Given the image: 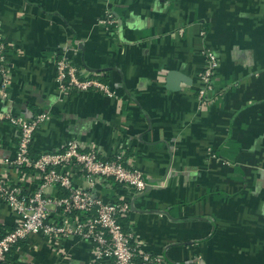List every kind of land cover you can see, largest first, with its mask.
Returning <instances> with one entry per match:
<instances>
[{
  "label": "crops",
  "instance_id": "obj_1",
  "mask_svg": "<svg viewBox=\"0 0 264 264\" xmlns=\"http://www.w3.org/2000/svg\"><path fill=\"white\" fill-rule=\"evenodd\" d=\"M107 13L115 23L100 26ZM0 32L10 72L8 96L0 92V160L16 151L7 117L47 113L31 157L76 140L103 158L122 152L142 173V194L112 180L92 191L129 205L121 225L140 251L167 264H264V0H0ZM203 48L219 60L211 105L196 97ZM62 55L115 95L71 90L60 100ZM172 73L181 80L168 83ZM10 170L0 166L16 182ZM63 171L86 187L74 167ZM15 222L0 203V229ZM10 264L112 261H95L87 242L37 234Z\"/></svg>",
  "mask_w": 264,
  "mask_h": 264
},
{
  "label": "built area",
  "instance_id": "obj_2",
  "mask_svg": "<svg viewBox=\"0 0 264 264\" xmlns=\"http://www.w3.org/2000/svg\"><path fill=\"white\" fill-rule=\"evenodd\" d=\"M114 23L108 13L98 21L100 26ZM199 35L203 37L205 32L201 31ZM7 51L0 32V92L3 98L8 96L10 86ZM200 55L204 67L196 97L199 103L211 105L217 99L214 79L219 60L210 48H203ZM55 71L60 100L71 90L101 93L110 98L115 95L107 84L85 77L66 55L56 60ZM7 120L16 128V151L12 159L0 160V166L10 167L17 181H9L6 172L0 174V203L9 209L16 222L13 230L0 239V264L13 247L37 234L49 240L87 242L95 261L135 264L138 257L140 264H167L161 256L140 251L133 244L132 233L123 229L121 220L130 212L127 203L104 202L92 192L97 184L107 180L137 195L145 191L147 183L142 173L127 166L122 152L112 158H103L98 148L69 140L62 148L33 159L30 148L34 133L49 120V115L40 113L30 120L12 117ZM68 167H74L82 175L86 187L75 185L72 177L63 171ZM32 183H36V188L29 191L28 186Z\"/></svg>",
  "mask_w": 264,
  "mask_h": 264
},
{
  "label": "trees",
  "instance_id": "obj_3",
  "mask_svg": "<svg viewBox=\"0 0 264 264\" xmlns=\"http://www.w3.org/2000/svg\"><path fill=\"white\" fill-rule=\"evenodd\" d=\"M38 157V156H37ZM37 157H33V159H36ZM14 227H2L0 229V239L6 235L7 233L11 232L13 230ZM22 243V242H21ZM21 243H19L17 246L13 247L10 252L6 255V259L4 262H2L1 264H10L12 261V257H13V252L15 251L16 247H18L19 245H21ZM135 264H140V259L138 257L135 258Z\"/></svg>",
  "mask_w": 264,
  "mask_h": 264
},
{
  "label": "water",
  "instance_id": "obj_4",
  "mask_svg": "<svg viewBox=\"0 0 264 264\" xmlns=\"http://www.w3.org/2000/svg\"><path fill=\"white\" fill-rule=\"evenodd\" d=\"M175 76H177V75H175L174 73H172V74H169L168 76H167V82L168 83H170V80L172 79H174L173 77H175ZM178 77V76H177ZM180 77H178L177 79H179ZM176 79V80H177ZM180 80H181V78H180ZM178 81V80H177ZM182 81L183 82H185V79L184 78H182ZM175 87H176V84H173V86H172V88H170V90H175ZM178 88L176 87V90H177ZM153 183V182H152ZM151 183V184H152ZM148 187V189H149V185L147 186ZM146 191H147V188H146Z\"/></svg>",
  "mask_w": 264,
  "mask_h": 264
}]
</instances>
